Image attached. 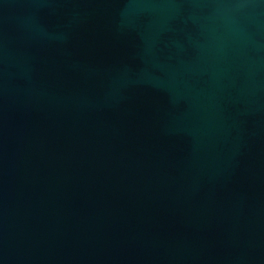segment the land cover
Returning a JSON list of instances; mask_svg holds the SVG:
<instances>
[{"label": "water", "instance_id": "95a60500", "mask_svg": "<svg viewBox=\"0 0 264 264\" xmlns=\"http://www.w3.org/2000/svg\"><path fill=\"white\" fill-rule=\"evenodd\" d=\"M0 264H264V0H0Z\"/></svg>", "mask_w": 264, "mask_h": 264}]
</instances>
